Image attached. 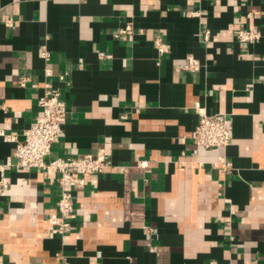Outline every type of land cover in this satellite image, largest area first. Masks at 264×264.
<instances>
[{
    "label": "crops",
    "instance_id": "crops-1",
    "mask_svg": "<svg viewBox=\"0 0 264 264\" xmlns=\"http://www.w3.org/2000/svg\"><path fill=\"white\" fill-rule=\"evenodd\" d=\"M47 84L68 116L46 162L111 165L64 235L58 174L14 165ZM201 112L229 115L226 148L196 146ZM0 130V264H264V0H0Z\"/></svg>",
    "mask_w": 264,
    "mask_h": 264
},
{
    "label": "built area",
    "instance_id": "built-area-1",
    "mask_svg": "<svg viewBox=\"0 0 264 264\" xmlns=\"http://www.w3.org/2000/svg\"><path fill=\"white\" fill-rule=\"evenodd\" d=\"M194 12L192 15H196ZM10 23V21H8ZM134 29L131 25L119 31L117 36L132 35ZM258 32L242 29L238 33V40L242 43H255L260 39ZM204 39H210V32H206ZM156 47L161 55L169 51V47L162 41L156 42ZM103 55V54H102ZM48 58V54H44ZM185 70L197 72L201 63L190 57L183 66ZM51 72H47L50 76ZM29 78L20 79L21 86H25ZM45 95L40 99L41 115L24 133V141L18 144L14 165L19 168H40L58 174L60 197L57 202L58 215L51 220L53 233L64 235L72 226L75 219L74 192L82 183V176H93L104 173L111 165L103 157H94L90 154L82 158H60L46 162L52 146L58 142L63 127L66 124L68 109L61 99L59 92L46 85ZM230 117L225 113L209 115L201 112L199 123L194 131L193 140L197 147L206 150L226 148L231 139L229 129ZM0 135L3 132L0 130ZM12 163H9L11 165ZM224 171L229 170L230 164L220 160L217 166ZM11 185L10 178L3 168H0V199L4 197Z\"/></svg>",
    "mask_w": 264,
    "mask_h": 264
}]
</instances>
